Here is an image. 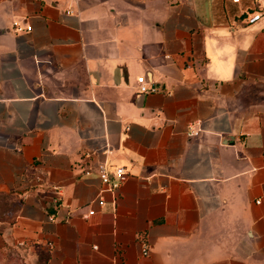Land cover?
<instances>
[{"label":"crops","instance_id":"obj_1","mask_svg":"<svg viewBox=\"0 0 264 264\" xmlns=\"http://www.w3.org/2000/svg\"><path fill=\"white\" fill-rule=\"evenodd\" d=\"M20 241L40 264H264V0H0V246Z\"/></svg>","mask_w":264,"mask_h":264},{"label":"built area","instance_id":"obj_2","mask_svg":"<svg viewBox=\"0 0 264 264\" xmlns=\"http://www.w3.org/2000/svg\"><path fill=\"white\" fill-rule=\"evenodd\" d=\"M233 1H238V0H233ZM260 15H261L260 11L252 12V13L247 15L246 20L248 22H253L256 19H258L260 17ZM14 24H15L16 29H22L23 28V26L17 21H15ZM25 28L29 29L30 25H26ZM137 83H138V89L140 92H149V91L155 90L157 88L156 85H154V84L150 85L148 83L145 75L138 76L137 77ZM198 131L199 130L197 127L193 126V124H189L186 132L188 135H195L198 133ZM96 169H97V172H98L101 180L103 181V183L109 185L111 188H114L119 184V182L121 181V179L125 173V168L123 165L110 166L109 163L106 161L99 162L96 165ZM90 170H91L90 168H85L84 172L89 173ZM93 212H94V210L91 209L87 212V214H91ZM50 218H52V217H50ZM22 243L23 242H21V241L19 242V244H22ZM148 252H149V247L147 244H144L143 245V253L147 254Z\"/></svg>","mask_w":264,"mask_h":264},{"label":"rangeland","instance_id":"obj_3","mask_svg":"<svg viewBox=\"0 0 264 264\" xmlns=\"http://www.w3.org/2000/svg\"><path fill=\"white\" fill-rule=\"evenodd\" d=\"M23 244L0 246V264H40L27 254Z\"/></svg>","mask_w":264,"mask_h":264}]
</instances>
